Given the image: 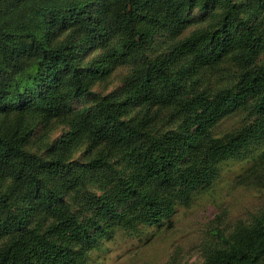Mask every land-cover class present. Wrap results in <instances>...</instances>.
Listing matches in <instances>:
<instances>
[{"label":"trees","instance_id":"trees-1","mask_svg":"<svg viewBox=\"0 0 264 264\" xmlns=\"http://www.w3.org/2000/svg\"><path fill=\"white\" fill-rule=\"evenodd\" d=\"M263 138L264 0H0V264H89ZM248 171L264 192V161ZM214 233L199 264H264V207Z\"/></svg>","mask_w":264,"mask_h":264},{"label":"rangeland","instance_id":"rangeland-1","mask_svg":"<svg viewBox=\"0 0 264 264\" xmlns=\"http://www.w3.org/2000/svg\"><path fill=\"white\" fill-rule=\"evenodd\" d=\"M166 41L165 32L157 34L146 54L159 52ZM125 68L117 67L111 76L92 87L105 94L118 86ZM214 85H216L214 83ZM90 98L73 100L74 109L90 104ZM241 112L220 121L218 132L236 127ZM63 126L54 125L48 133L56 136ZM264 161V138L242 152L219 162L218 174L204 190L197 192L187 206H176L166 218L150 225H140L137 232L116 230L89 252V264H199L204 249L215 241L214 232H229L236 223H248L264 207V192L245 182L253 166Z\"/></svg>","mask_w":264,"mask_h":264}]
</instances>
